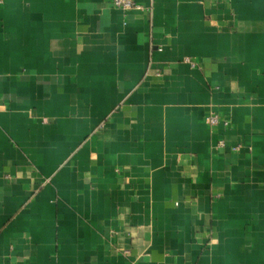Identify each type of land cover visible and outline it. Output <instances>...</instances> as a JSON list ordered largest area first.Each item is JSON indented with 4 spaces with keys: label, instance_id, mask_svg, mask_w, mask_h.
<instances>
[{
    "label": "crops",
    "instance_id": "crops-1",
    "mask_svg": "<svg viewBox=\"0 0 264 264\" xmlns=\"http://www.w3.org/2000/svg\"><path fill=\"white\" fill-rule=\"evenodd\" d=\"M134 2L0 0V264H264V0Z\"/></svg>",
    "mask_w": 264,
    "mask_h": 264
},
{
    "label": "built area",
    "instance_id": "built-area-1",
    "mask_svg": "<svg viewBox=\"0 0 264 264\" xmlns=\"http://www.w3.org/2000/svg\"><path fill=\"white\" fill-rule=\"evenodd\" d=\"M112 4L115 8L122 9L124 11H132V10H143L144 8L142 6H139L134 2V0H111ZM187 62L191 63L190 60H186ZM192 64V63H191ZM193 65V64H192ZM206 124H208L210 127L215 128L218 127L220 124H223L224 126H228V121H223L220 116L216 113H210L205 118ZM222 147L224 146L223 143L220 144ZM236 148L235 150H237Z\"/></svg>",
    "mask_w": 264,
    "mask_h": 264
}]
</instances>
